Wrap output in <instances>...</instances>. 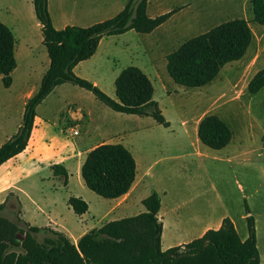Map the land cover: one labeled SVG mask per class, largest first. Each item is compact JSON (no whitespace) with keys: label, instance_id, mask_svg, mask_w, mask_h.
<instances>
[{"label":"trees","instance_id":"trees-1","mask_svg":"<svg viewBox=\"0 0 264 264\" xmlns=\"http://www.w3.org/2000/svg\"><path fill=\"white\" fill-rule=\"evenodd\" d=\"M40 23L41 42L48 56L37 90L26 100L17 130L0 144V164L21 152L27 145L36 106L56 85L70 82L93 93L114 111L149 115L157 123L169 126L158 103L153 99V85L145 72L135 65L123 67L114 79L115 98L96 84L78 76L73 68L89 58L105 35L129 29L148 33L166 21L177 8L150 16L147 0H127L114 15L86 26L66 24L55 28L47 0H31ZM252 20L264 25V0H250ZM248 21L234 17L182 41L168 52L166 70L174 82L185 87L209 83L226 62L239 59L252 40ZM15 37L0 21V77L3 85L11 84L16 66ZM264 86V67L249 78L246 89L256 93ZM197 137L213 149L229 143L232 131L215 113H205L199 120ZM122 143H100L87 151L80 167L86 187L106 198L126 193L133 183L136 163ZM54 175L67 171L60 163H52ZM144 210L135 215L113 219L85 231L74 243L64 232L48 226L24 223L25 229L1 214L0 203V264H260L254 221L244 202L247 236L241 239L228 216L217 228H208L199 237L185 243L161 248L162 224L157 219L160 197L153 191L141 199ZM68 204L76 214L85 212L87 202L70 195ZM138 226L136 225V223ZM43 233L41 240L37 233ZM16 233L22 234L17 238Z\"/></svg>","mask_w":264,"mask_h":264},{"label":"rangeland","instance_id":"rangeland-1","mask_svg":"<svg viewBox=\"0 0 264 264\" xmlns=\"http://www.w3.org/2000/svg\"><path fill=\"white\" fill-rule=\"evenodd\" d=\"M13 1H17L22 6V13L26 14L24 1ZM93 1L95 0H50L49 2L56 24L58 23V11L63 10L68 17V23L89 25L94 21L93 19L114 15L126 0H104L109 1L106 11L89 14L86 12L88 3ZM249 2V0L235 2L240 8L239 12H249ZM190 3L192 5H189ZM201 4V0H152L147 8L148 13L157 11V14H160L177 8L167 25L156 28L150 35L136 32L133 29L123 33L105 35L96 51L89 58L77 63L75 67V73L78 76L91 82L95 81L94 84L101 90L115 98L114 78L118 72L127 65L141 68L140 62L151 57L153 65L159 68L163 76L165 75L164 78L167 80L165 84L171 93L169 95L163 93L160 83L155 82L153 96L158 100L159 108L168 120L169 126L165 127L157 123L149 115L138 116L114 111L97 99L91 91L70 82L64 83L62 90L66 94L62 95L73 97L75 101L69 106L70 114L76 113L80 117L81 109H84L89 111L93 117L119 118L117 120L121 123L120 128L133 129V137L139 142L140 147H143V153L148 161L164 155L166 149L169 148L168 158L169 166H171L180 160L173 158L178 156L175 153L178 147L184 146L186 149L192 150L195 155L193 157L195 163L191 162L186 165L180 171L181 174L177 172L179 177H189L190 191L188 194L193 198H200L201 202L213 203L217 212H224L233 217L237 224V230L242 234L246 230V221L241 220L240 215L244 213L246 199L259 221L262 219L260 213L264 211V131H261L264 126V86L256 93H250L246 89V80L253 70L256 71L264 67V25L255 21L251 22L253 37L245 53L239 59L222 65L213 80L200 87H185L174 82L167 73L164 65L166 64L165 54L175 49L190 36L205 31L221 21L240 17L231 15L229 11L231 8L217 10L210 4L211 10H207ZM236 4L231 3V7ZM40 48L41 50H37L38 48L34 47L33 54L30 51L24 52L23 56L16 55L17 64L11 72V77L14 79L13 94L23 88L26 89L28 85L31 90L35 82L39 83L42 75L39 77L41 68H46L45 59L48 60L46 49L42 43H40ZM231 68L246 69L236 77L237 71ZM6 92L0 78V114L6 111L5 105L1 101ZM13 108L14 106H12ZM67 108L65 106L64 110ZM205 113L217 114L230 127L232 137L226 147L213 149L201 142L200 146L196 147L190 141L191 136L183 133L181 124L183 119L186 118L190 126L192 121ZM59 121L62 123L63 120ZM78 123V134H72L69 129L71 124H65L62 128L64 132L60 135L61 138L72 144L78 142L83 132L82 123ZM248 133H250L251 139L248 138ZM240 144L243 146L241 151H245L240 154L241 156L237 154L238 152H233ZM235 154L239 158L231 160L230 158ZM80 155L78 156L80 157ZM245 157L248 159L247 162L243 161ZM158 167L156 166V168ZM76 169L73 168L74 171ZM41 173L45 179L36 182L32 188L30 186L33 195H38L41 192L46 194L55 183L60 201L62 196L65 197L69 192L81 195L89 209L94 212L92 213L93 218L100 220L99 223L117 217L115 214L105 216L107 208L113 203L112 199L102 197L86 187L79 172L78 174L72 173L69 188L63 186L62 176L52 177L47 166L41 168ZM164 181L165 179L162 178L161 182L164 183ZM139 207L144 209L142 203H139ZM1 214L25 229L24 223L17 217L16 207L12 210L1 211ZM59 215L60 222L69 230L72 237L77 230L81 229L80 226L85 225L84 222H81V215L76 214L63 201L59 204ZM260 224L263 223L260 221ZM136 225L138 226L137 223ZM262 229L261 226L259 230L260 244L264 243V230ZM43 235L39 232L36 237L41 240ZM16 236L22 238L20 233H16ZM163 245L165 246V240H163Z\"/></svg>","mask_w":264,"mask_h":264},{"label":"crops","instance_id":"crops-1","mask_svg":"<svg viewBox=\"0 0 264 264\" xmlns=\"http://www.w3.org/2000/svg\"><path fill=\"white\" fill-rule=\"evenodd\" d=\"M22 1H24L26 4V14L22 13V6H20L17 1L15 2L13 0H0V21L6 24L13 32V35L15 37V57L16 55L23 56L24 52L27 53L31 51V54H33L34 50L32 49L34 47H37V50H41L40 43H42L40 23L34 14L32 1ZM49 1L50 0H47V6L55 28H62L66 24H75L68 23V17L63 10L58 11V23L56 24L51 9V3ZM151 1L152 0H147V8L150 6ZM108 2L109 1L106 2L104 0H95L93 2H90L88 3L89 5L86 12L89 14L102 13L106 11ZM201 2L202 7L206 8L207 10L210 9V4L211 6H215L217 10H219L220 8H231V10H229L231 12L230 14L240 16L238 18L246 19L251 29V22H253L252 5H250L251 1L249 2L250 4H248L250 5V9L247 13L239 12L240 8L235 3L238 2V0H201ZM231 3H234L236 5L231 7ZM189 5L192 4L190 3ZM148 14L150 16H155L157 15V11L156 13ZM172 17L173 14L166 21L146 34L150 35V33H152L156 28L162 25H167V22L169 23ZM105 18H108V16L93 19V22ZM251 36L253 37V31ZM102 39L103 38L101 37L97 47L101 44ZM46 62H48V60L45 59V63ZM153 64L154 62L151 57L140 62L139 64L153 85V95L155 93L156 81L160 83V87L163 93H165L166 95L171 94L169 93V89L165 84V81H167L164 78L165 75L163 76L159 71V68H157ZM76 65L73 68L74 72L76 69ZM46 68H41L39 77L41 74H43L42 72H44ZM231 69L237 71V77L240 75L242 70H245L246 68ZM254 72L255 71L253 70V72L247 78L246 83ZM37 82H35L31 90H29L28 85L26 89L23 88L14 94L12 93L14 87L13 78L11 80V84L8 87L4 86L7 92L5 94V97L1 99V101L2 104L5 105L6 111L3 114H0V144H2L17 130L18 124H20L21 122L24 104L26 100L32 95V93L37 90L40 81L39 83ZM64 83L65 82L56 85L36 106V114L33 121V127L31 129L26 147L21 152L13 155L0 164V203L4 202V208L2 211L12 210L16 207L18 212L17 217L19 221L28 223L29 225H36L40 227H43L44 225L52 229L62 231L75 243L80 235H82L85 231L102 224L99 223L100 220L98 218H93L94 216L92 213L94 212L89 209L88 206L85 212L79 214L81 215V222H84L85 225L80 226L81 229L77 230L72 237L69 233V230L64 227L58 217H60V202L63 201L68 204V197L74 194L69 192L65 197L62 196V200L60 201L58 197L59 191L55 183L52 186L53 188L49 189L46 194H42L43 192H41L38 195H33V193L30 191V186L32 188V185H34L36 182L45 179V176L43 175V173H41V168L47 166L52 177L62 176L63 186L65 188H69L70 177L72 173H80L81 164L88 150L100 143L107 144L119 142L129 149V151L133 155L132 157H134L135 159V177L132 185L126 193L122 194L119 197L111 198L113 203L107 208L105 216L115 214V216L117 217H115L114 219H119L142 212L144 209L142 210L139 207L141 199L151 192L155 191L160 197V207L157 212V219H159L162 224V249H167L170 246L185 243L195 237H199L206 229L217 228L221 223V219L224 216H228L224 212H217V210H215L216 206L213 203H207L205 201L201 202L200 198L191 197L188 194L190 191L188 186L190 183L189 177H179L177 175L181 170L184 169L186 165L194 162L193 157L195 155L192 150H188L184 146L178 147L175 151L178 156L173 158L180 160L177 163L172 164L171 166H169L168 158L169 148L166 149V155L164 154L161 156H157L152 161L146 160L147 157H145L146 155L143 153V147H140V145L138 144L139 142L133 137V129L120 128L119 125L121 123H119V120H117L119 118H101L100 116L93 117L89 111H85L84 109H81L82 114L80 117L76 113L70 114L69 106L72 103L74 104L75 101L73 97L62 95L66 94L65 91L62 90ZM93 83H95V81ZM153 99H155L154 96ZM156 101L159 106L158 100ZM12 106H14V108L16 109H12ZM65 106L68 107L66 110H64ZM203 115L192 121V124L190 126L186 118L181 121V124L183 126V133L191 136L190 141L196 147L200 146V141L197 137L196 126L198 125V122ZM125 117H123V119L126 120ZM59 120H63L62 123H60ZM78 122L82 123L81 126L83 127V132L80 140L75 144H72L70 142L68 143L67 141L63 140L60 135L64 132V129H62L64 128V125L71 124L72 126H70L69 129L72 132L73 129L77 130V125L79 124ZM262 129L263 130L261 131H264V126L262 127ZM250 137V133H248V138L251 139ZM227 145L228 143L224 147H226ZM242 148L243 146L240 144V146H236L233 152H238L237 154L241 156L240 154L245 152L241 151ZM237 154H235L234 157L230 159L233 160V158H239ZM78 155H80V157ZM240 159L243 160L242 158ZM244 159L245 160L243 161H248L246 157ZM52 163H60L65 167L67 171L65 182L63 175L53 174L50 167ZM156 166L159 167L156 168ZM73 168H77L76 171H74ZM162 178L165 179L164 183L161 182ZM75 196H79L82 198V196L79 194ZM245 202L249 208V214L252 215L254 221L256 245L258 248L257 251L259 252L260 264H264V243L260 244L259 235L261 226L263 227L262 230H264V211L260 213V216L262 218L260 221L263 223L261 225L259 219H257L255 213L253 212L250 203L247 202V199ZM245 215L246 213L244 209V213L240 215L241 220L245 219ZM228 218L232 220L237 230V224L234 218L231 216H228ZM237 232L240 238L244 239L247 236V227L245 233L241 234L239 230H237ZM163 240H165V246L163 245Z\"/></svg>","mask_w":264,"mask_h":264},{"label":"built area","instance_id":"built-area-1","mask_svg":"<svg viewBox=\"0 0 264 264\" xmlns=\"http://www.w3.org/2000/svg\"><path fill=\"white\" fill-rule=\"evenodd\" d=\"M77 133H78V131L76 129L72 130V134H77Z\"/></svg>","mask_w":264,"mask_h":264}]
</instances>
